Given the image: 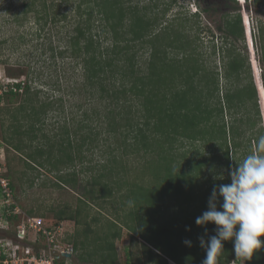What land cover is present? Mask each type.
I'll use <instances>...</instances> for the list:
<instances>
[{
    "label": "rangeland",
    "instance_id": "rangeland-1",
    "mask_svg": "<svg viewBox=\"0 0 264 264\" xmlns=\"http://www.w3.org/2000/svg\"><path fill=\"white\" fill-rule=\"evenodd\" d=\"M86 2L87 0H0V83L4 82L3 78L5 80L10 78L21 81L23 84L27 83L31 89V101L34 106L38 107V111L41 109V105H47L45 111L40 114L41 124L38 125H41L48 137L59 135L64 127L73 129L74 126L78 127L80 135H89L91 138L94 137L96 139L91 145L85 143L82 149L84 154L82 164L77 161L73 164L78 181L83 183L84 180L95 175L99 170V164L105 162L104 160L108 156H113V154H116L118 158L121 157L119 159L128 168L126 170L128 171L127 177L124 178H128L131 181L132 177L141 176L140 182L143 184L150 183V174L162 173L163 165L167 163L174 169L177 168V172L188 170L187 172H191L188 173L190 177L194 174L198 176L202 170L201 175L197 177L198 184L201 185L202 183L205 187L208 186L205 185L208 182L207 178L208 180L214 179L217 174H224L225 176L227 168L223 163V148L222 150L219 149L220 143L216 139H213L214 141L210 143L207 141H194L192 143L185 141L183 145H181L182 141H178L173 145L174 150L169 152L168 158H165L167 160L163 164V161L159 163L158 159L143 156L144 150H142L143 147L141 146L136 147L134 151L129 146L130 142H132L130 132L125 129V134L128 133L126 137V155L124 157L120 156L117 148H121L119 145L123 143V135H115V133L108 132L107 116L110 110L116 109L117 111L119 106L121 107V103L118 102L117 104L110 100V97L106 96L105 91H102L103 93L100 91L99 85L94 84L91 87L88 85L89 82L85 74H83L82 58H74L72 56L73 46L70 40L76 35L75 29L78 26H83L84 28H82L86 29V36H92L93 38L92 49L102 52L101 59H113V65L105 67L98 77L102 85L109 91V94L123 86L128 88L133 75L142 76L147 73V63L152 46L140 41V43H118L121 47L128 43L127 48L120 54L122 58L118 59V56L114 55L111 48L112 33L105 26L102 16L96 15L97 8L93 9V14L89 18L87 12L91 6H95L93 0L90 3ZM154 3L156 4L155 7L153 6ZM125 6H135L139 12L146 15V18H153L157 15L158 22L152 28V33L160 32L159 35L164 42L170 36H173L170 31L181 33L184 37H181V40L184 39L186 43L179 40H177V43L185 46L184 48L178 49L177 47L170 48L168 46L162 48L170 60L175 59L174 61H178V63H170L172 67L170 65L162 66L158 72L162 73L163 76H168L170 73L176 75V70L178 69L176 66L179 65L178 71L185 70V67L189 70L196 68V62H198L201 74H207H204L201 78V74L197 76L195 85L202 80L203 83L200 85L204 86L205 83V85L212 87L214 80L210 75L214 76V74L218 82L220 98L216 99L213 97L210 99L209 105L212 107L216 106L219 101L222 104L225 89L229 88L231 92H234L237 86L242 88L246 86L249 80V77L246 78L242 75V80H240L239 84L233 81H229L230 84L227 83L224 71L230 59L228 53L230 50L238 53L239 59H244L246 67L250 65V59V62L257 66L261 82L263 83L264 1L261 5H256L252 0H246V3H239L238 1L235 3L231 0H130L129 2L126 0ZM143 7L148 9L144 11ZM232 8L236 10L232 11ZM237 13L241 15V18H243L242 15L248 16L254 45V57L251 56L250 42L246 44L242 40H233V37L228 36L225 31V19ZM53 16L55 17L54 22L51 20ZM44 17L47 19L46 24H44V19H42ZM87 25H89L88 28ZM127 29L128 26L126 25L122 34L124 38L131 36ZM163 45L165 46L164 43ZM124 56L133 57L135 67L133 68V75L130 73L128 63L123 60ZM186 57L190 59L185 61ZM179 61L181 64H179ZM185 64L187 65L185 66ZM161 70L162 72H160ZM249 74L251 80L252 70L250 66ZM174 76L168 79H172ZM175 86L177 89L182 88L178 84ZM174 89L171 88V90ZM187 95H192L194 100L198 97L194 89L192 93L187 90ZM127 97L129 98L128 101L130 99L133 101L131 102V111H129L130 120L132 119L133 122L142 124L143 120L136 112V100H134L136 98L131 96L130 93ZM22 103H24L23 97L18 98L14 103H8L5 99L0 101V173L14 185L12 192L15 201L13 198L12 202L17 207V213L13 212L17 215L18 221L21 224L28 217H40L45 228L53 229L55 226L59 227L61 233L58 237L62 245L68 244L66 240L69 239V236H72L75 232H82L87 228V225L94 231L89 234L91 239L95 238L94 235L96 234L100 236L108 230L107 222L113 221L116 223V228L121 226L120 238L114 241L117 264H126V250L137 254L140 249L139 244L142 242L136 236L132 239L131 235L133 234L123 226V222L128 219L125 218L127 217V212L131 208V206H127L128 201H123L125 206L120 210V203H118L120 198L117 196L110 202L97 201L102 208L96 203H89V206L78 203L77 198L80 194V186L72 188L69 185H63V187L59 188L53 184L56 182L57 176H65L72 169L59 166V168L54 170L48 164L42 168H26L23 161L20 160L19 153L12 149L10 144L3 141L2 137L8 136L7 126L12 122L9 118L8 110L17 108ZM112 123H116V121ZM220 124H225L227 129L231 128V126L234 130L239 128L237 132L244 137V145L240 147L238 152H235V154L237 153L235 158L241 157L242 153L246 152V139H250L251 136L258 137L262 135L260 118L251 115L250 102L243 103V108L241 107L237 110H224ZM262 125L264 126V124ZM25 127L27 125H24ZM243 129L248 130L245 131ZM215 133L217 136H215L216 134L214 135V130L212 129L209 135L221 140L222 134ZM119 136L120 140L118 139ZM14 141L11 140L12 143ZM76 142H80L79 137ZM222 142L221 147L224 146V137H222ZM163 144L164 146L166 145L165 143ZM191 144L193 145L192 147ZM228 146H230L229 158L232 170L234 169V156L231 145L229 144ZM86 147L88 150H85ZM180 148L192 150L189 155L187 154L188 158H190L189 160H187V157L182 160L178 157V154H181L182 151L179 150V153L176 150ZM202 155L203 159H201ZM202 160L206 166L201 169L198 162ZM49 168L50 171H48ZM81 168L84 170L88 168L90 171L81 174ZM92 168L94 170H91ZM122 175L123 171L116 174L115 178L122 177ZM209 192V194H204L202 199L209 200L211 191ZM12 202L9 201L7 204L10 205ZM3 204V202H0V208L3 207ZM78 207L83 208L81 214L77 217L78 223L73 220L60 222L56 220L60 211L63 210L67 214L74 215ZM176 211H178V205L172 202L158 211L156 215L161 214L163 218H171ZM28 212L31 213L29 214ZM143 215L144 213H142ZM16 230L17 228L14 225L7 227L4 223L0 224V242L4 243L5 248H9L11 246L10 243H16L20 247L31 244L18 240ZM33 236L34 234L31 232L30 237L33 238ZM80 236V238H83L82 233H80ZM136 241L137 244L135 243ZM42 243H44V240H41L39 245ZM93 259L80 260L74 254L68 258L67 264H99L92 261ZM168 264H171V261H168Z\"/></svg>",
    "mask_w": 264,
    "mask_h": 264
},
{
    "label": "trees",
    "instance_id": "trees-1",
    "mask_svg": "<svg viewBox=\"0 0 264 264\" xmlns=\"http://www.w3.org/2000/svg\"><path fill=\"white\" fill-rule=\"evenodd\" d=\"M129 1L127 0V2ZM231 1L235 3L237 1L246 3V0ZM252 1L256 5H261L264 0ZM90 2L92 0H87L86 3ZM93 3L95 7L91 6L87 12L89 18L93 14V9L97 8L96 15L102 16L105 26L112 33L111 48L113 49L114 55L118 56V59L122 58L120 54L128 46L127 43L121 47L118 43H135L140 41L141 43L151 44L152 46L150 58L147 63V73L142 76H134L133 68L135 67L133 57L124 56L123 60L128 63L130 73L133 75L130 85L128 88H124L123 86L109 94V91L102 85L98 77L105 67L113 65V59H101L102 52L92 49L93 38L92 36H86V29H83V26V28L78 26L75 29L76 35L70 40L73 46L71 51L72 56L74 58H82L83 74H85L89 82L88 85L90 87L94 84L99 85L100 91H105L106 96L110 97V100L117 104L118 102L121 103V107L119 106L117 111L116 109L110 110L107 116L109 124L108 132L115 133V135H123V143L119 145L121 148H117L120 156L124 157L126 155V137L128 136V133L125 134L126 130L130 132L132 142H130L129 146L133 150L141 146L143 147L142 150H144L143 156L153 157L151 159H158L157 161L159 163L163 161V164H165L167 160L165 158H168L167 155L169 152L174 150L173 145L178 141H182L181 145H183L185 141H190L191 143L194 141H207L210 143L214 141L213 139H216L220 143L219 149L222 150L223 148V163L227 168L225 176L224 174H217L214 179L208 180L207 178L206 180L208 182L205 180L207 182L205 185L208 186L205 187L202 183L201 185L198 184L197 177L201 175L202 170L198 176L194 174L190 177L188 173L191 172H187L188 170L177 172V168L174 169L167 163L163 165L162 173L158 174L156 172L153 175L150 174V183L143 184L140 182L141 176L136 175L132 177L131 181L128 178H124L127 177L128 171L126 170L128 168L119 159L121 157L118 158L116 154H113V156H108L104 160L105 162L99 164V170L95 175H92L82 183L77 179L73 164L76 161L82 164L84 160L82 149L85 143L91 145L96 139L94 137L91 138L89 135H80L78 127L74 126L73 129L64 127L59 135L48 137L41 125H38L41 124L40 114L45 111L47 105H41V109L38 111V107L33 105L30 98V86L22 82L8 84L7 90L3 91L0 95V101L5 99L8 103H14L20 97H23L24 100V103L19 107L10 108V112L8 110L9 118L14 123L12 124L10 122L6 129L8 136H3L2 139L19 153L20 160L23 161L24 167L26 168H42L48 164L54 170L59 168V166L72 169L65 176H57L56 182L53 184L59 188L63 187V185H69L72 188L80 186V194L77 198L78 203L89 206V203L98 204L97 201L99 200L113 201L117 196L120 198L118 202L120 203V210L125 206L123 201H128V205H126L131 206V208L127 212V217L125 218L128 219L123 222V226L133 234L131 235L132 239L136 236L142 242L139 244L140 249L137 254L136 252L133 253L126 250V264H168V261H171V264H202V261L206 257V252L200 246L199 237L204 236L207 242L209 236L215 235L216 229V225L211 222L205 226H198L195 223L196 218L201 216L208 208V200L202 199L203 195L206 193L209 194V191L212 193L214 186L218 187L221 184L231 183L229 176V172L231 171L229 144L232 147V154L234 156V168L243 161L246 155L254 151L256 147L257 136H251L250 139H246V152L244 151L241 157L235 158L237 155L235 152H238L240 147L244 145V137L237 132L239 128L234 130L231 126V128L227 129L225 124H220L224 110H237L241 107L243 108V103L250 102L251 115L259 117L261 124H264V80L261 83L258 68L252 62L249 65L253 73L251 74L252 78L250 80L249 66H245L244 59H239L240 56L235 51L228 50L230 59L224 71L227 83L230 84L229 81H233L239 84L240 80H242V75L246 78L249 77V80L246 86L242 88L237 86L234 92H231L229 88L227 90L225 89L222 104L219 101L216 106L212 107L209 105L210 99L213 97L216 99L220 98L218 94V82L214 74V76L210 75L214 80L211 85L212 87L205 85V83L204 86L200 85L203 83L202 80L195 85L197 76L201 74L198 62H196V68L189 70L185 67V70L178 71L179 65L176 66L178 68L176 75L170 73L168 76H163L162 73L158 72L162 66L170 65L172 67L170 63H178V61H174L175 59L170 60L162 48L167 46L170 48L177 47L178 49L184 48L185 46L177 43V40L186 43L184 39L181 40V37H183L181 33L170 31L173 36H170L164 42L159 35L160 32L152 33V28L158 22L157 15L153 18H146V15L139 12L135 6L126 7V0H93ZM153 6L155 7L156 4L154 3ZM142 9L146 11L148 8L143 7ZM232 9V11L236 10L235 8ZM242 17L237 13L226 18L224 24L225 31L228 36L233 37V40H242L245 42L247 40V42H250V48L252 50L251 56L254 57V45L248 16L242 15ZM42 19H44V24H46V17ZM51 20L54 22L55 17L53 16ZM126 25L128 26L127 32L131 35L129 38L122 37ZM88 27L89 25H87ZM120 37H122L121 40H119ZM188 57L185 58V61L190 59ZM180 61L179 64H181ZM204 74H201L200 78ZM172 76H174L172 79H168ZM243 79L245 80V78ZM254 79L256 80L255 82L258 88L255 85ZM177 84L181 85L182 88L177 89L175 86ZM171 88L175 89L171 90ZM192 88L198 94L195 100L192 98V95H187V90H190L192 93ZM0 90H2V83H0ZM257 92L259 93L261 111L258 104L259 98ZM129 93L136 98L134 99L136 100V112H138V116L143 120L142 124L133 122L132 119L130 120L129 111H131V102L133 101L131 99L128 101L129 98L127 95ZM166 93L168 94L166 95ZM114 121L116 123H112ZM24 125H27L25 127L26 129ZM212 129L214 130V135L217 132L221 133L222 137H224L223 147H221L223 143L222 137L220 140L209 135ZM263 129L264 126H262V135ZM243 130L246 131L248 129ZM78 137L80 140L79 143L76 142ZM118 139L120 140V136ZM11 140H15L14 143ZM117 143L119 144L118 140ZM163 143L166 145L164 146ZM85 150H88V148L86 147ZM179 150L182 151L181 154H178L181 160L186 157L187 160L190 159L188 155L192 150L180 148L176 151L180 153ZM201 159H203V155ZM198 163L201 169L206 166L203 160ZM50 168L48 171H50ZM91 170L94 169L92 168ZM89 171L88 168L85 170L80 169L81 174L88 173ZM122 171V177L115 178L116 174ZM220 176H223V179L219 181ZM9 187L11 191L14 190V185L11 182L9 183ZM13 198L15 201V197ZM219 199L222 203V198ZM5 200L6 198L2 195L0 188V202L4 203L3 207L0 208L2 209L0 211V222L7 225V227L10 225L17 227L20 221H18L17 215L12 214L15 206L14 204L8 205ZM172 202L178 205V211L171 218H163L161 214L156 215L158 211L167 207ZM99 207L102 208L101 205ZM82 209L78 207L74 215L67 214L66 211L62 210L57 214L56 220L58 222L73 220L78 223L77 217L81 214ZM28 213L30 214L31 212ZM142 213H144L143 216ZM106 226H109L106 232L100 236L96 234L94 235L95 238L92 239L89 237V234L94 231H92L89 225H87L85 230L80 232L83 238H80L81 236L78 232L69 236L66 243H70L72 254H75L80 260L94 258L92 261L98 262L99 264H117L114 241L120 238L121 226L116 228V223L113 221L110 223L107 222ZM205 232H207V235H205ZM260 239L264 241V236H261ZM185 240L191 242L190 247L184 243ZM135 243L137 244V241ZM222 243L224 252L219 258V264H232L233 262L243 264L241 259L235 257L234 243L231 240L223 241ZM3 258L4 256H0L1 260ZM59 264H63V261H59ZM245 264H264V247L257 253H254L251 261H245Z\"/></svg>",
    "mask_w": 264,
    "mask_h": 264
},
{
    "label": "clouds",
    "instance_id": "clouds-1",
    "mask_svg": "<svg viewBox=\"0 0 264 264\" xmlns=\"http://www.w3.org/2000/svg\"><path fill=\"white\" fill-rule=\"evenodd\" d=\"M229 176L230 184L213 187L207 211L195 221L198 226L209 222L216 225L215 235L209 236L207 242L204 236L199 237L200 246L206 252L202 264H219L224 252L223 241L234 243L235 257L243 264L251 261L254 253L264 247V241L260 239L264 236V129L263 135L256 139L255 150L237 164ZM219 198H222V203ZM184 243L191 246L189 240Z\"/></svg>",
    "mask_w": 264,
    "mask_h": 264
},
{
    "label": "built area",
    "instance_id": "built-area-1",
    "mask_svg": "<svg viewBox=\"0 0 264 264\" xmlns=\"http://www.w3.org/2000/svg\"><path fill=\"white\" fill-rule=\"evenodd\" d=\"M1 79V78H0ZM2 90H7V85L16 82V80L10 78H3ZM8 178L0 173V188L2 195L6 198L5 202H12L13 194L9 187ZM13 211L16 212V205L14 202ZM12 212V214H15ZM16 215V214H15ZM16 230V237L21 242L31 243L25 247H20L16 243H10L9 248H5L4 243L0 242V256L4 258L0 259V264H59V261H63V264H67L69 261L63 254H72V247L68 244H60V228L55 226L53 229L45 228L42 224L40 217H28L25 222L19 224ZM31 232L34 234L33 238L30 237ZM44 240V243L39 245L40 241ZM43 248V249H40ZM232 264H236L233 262Z\"/></svg>",
    "mask_w": 264,
    "mask_h": 264
},
{
    "label": "water",
    "instance_id": "water-1",
    "mask_svg": "<svg viewBox=\"0 0 264 264\" xmlns=\"http://www.w3.org/2000/svg\"><path fill=\"white\" fill-rule=\"evenodd\" d=\"M247 43V42H246ZM254 76V75H253ZM256 80L254 79V82H255ZM255 85H256V87L258 88V85L256 84V82H255ZM257 94H258V98H259V93L257 92ZM258 104H259V107H260V98H259V100H258ZM260 111H261V107H260ZM261 115H262V113H261ZM63 256H65V257H67V258H70L71 256L69 255V254H63Z\"/></svg>",
    "mask_w": 264,
    "mask_h": 264
}]
</instances>
